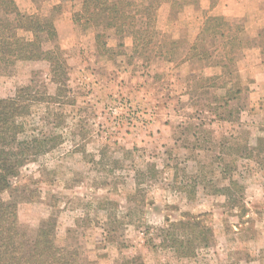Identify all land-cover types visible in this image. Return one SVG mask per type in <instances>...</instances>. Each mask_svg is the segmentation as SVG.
Listing matches in <instances>:
<instances>
[{
  "label": "rangeland",
  "instance_id": "374dc122",
  "mask_svg": "<svg viewBox=\"0 0 264 264\" xmlns=\"http://www.w3.org/2000/svg\"><path fill=\"white\" fill-rule=\"evenodd\" d=\"M15 1L25 14L56 8L67 65L57 96L47 62L0 64V99L28 86L55 97L24 122L61 144L3 195L28 238L50 223L60 247L101 264H264V0H113L154 10L155 28L137 34L152 44L136 50L130 30L75 24L80 0ZM208 25L234 49L186 60ZM174 236L194 247L181 255Z\"/></svg>",
  "mask_w": 264,
  "mask_h": 264
},
{
  "label": "trees",
  "instance_id": "16d2710c",
  "mask_svg": "<svg viewBox=\"0 0 264 264\" xmlns=\"http://www.w3.org/2000/svg\"><path fill=\"white\" fill-rule=\"evenodd\" d=\"M80 1V10L72 14L75 24L82 28L92 25L103 30L114 29L119 35L130 30L135 37L134 50L141 48L139 42L144 48L152 44V37L144 43L140 38L141 34H137L155 28V25L151 24L156 18L152 13L153 8L147 7L138 14L131 15L123 10L119 1ZM163 1L170 0H155L153 3L159 5ZM55 10L56 8H53V13L46 17L39 13L25 14L20 11L15 0H0V64L3 67H15L19 62H47L52 82L58 86V96L67 87V65L63 53L56 44L58 31L55 25ZM11 16H15V21H10ZM220 19L224 22L218 25L227 23L222 17ZM204 34L205 37L197 36L187 53L186 60L208 62L216 58L222 47L234 49L231 44L237 38L228 36L220 27L208 25ZM100 37V34L96 36L97 39ZM217 41L223 45L210 50L209 46L215 45ZM238 42L241 43V40ZM232 61V58H229L227 63H224L225 69ZM218 63L221 65L223 62L218 60ZM54 100L55 97L49 94L40 96L31 86L17 90L13 98L0 99V264H101L100 261L84 262L76 251L60 247L56 241L55 228L50 223L41 224L35 236L32 239L28 238L19 226L17 205L3 199V195L12 189L14 178L19 176L28 162L31 160L36 162L61 144L56 133L40 132L38 136L26 135L24 119L31 115L33 107L40 103L49 105L54 103ZM204 231L202 228L200 235L205 234ZM180 241L173 237V243L181 255L186 252L184 249L194 247L193 241L190 243ZM204 241L207 239L204 238Z\"/></svg>",
  "mask_w": 264,
  "mask_h": 264
},
{
  "label": "crops",
  "instance_id": "0c3cea01",
  "mask_svg": "<svg viewBox=\"0 0 264 264\" xmlns=\"http://www.w3.org/2000/svg\"><path fill=\"white\" fill-rule=\"evenodd\" d=\"M261 27V26H260ZM262 28V27H261ZM258 48V47H257ZM259 49V48H258ZM256 51V50H255ZM259 84V83H258Z\"/></svg>",
  "mask_w": 264,
  "mask_h": 264
}]
</instances>
